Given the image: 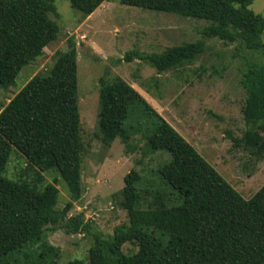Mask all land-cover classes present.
I'll return each instance as SVG.
<instances>
[{
	"label": "trees",
	"instance_id": "obj_1",
	"mask_svg": "<svg viewBox=\"0 0 264 264\" xmlns=\"http://www.w3.org/2000/svg\"><path fill=\"white\" fill-rule=\"evenodd\" d=\"M103 1L69 3L84 19ZM54 2L0 0V86L13 85L21 69L56 40L60 28L50 16H58ZM252 2L121 0L124 5L209 22L201 30V39L159 53L131 49L123 60L144 61L158 74L175 70L203 53L204 39L209 37L259 53L260 61H247L240 78L245 89V129L239 138L229 132L228 136L261 161L264 17L249 8ZM52 61L45 73L32 76L0 110V264H57L59 248L45 239L48 231L57 229L93 237L87 259L75 258L67 264H264V184L244 198L134 87L108 71L98 79L100 140L110 145L118 137L126 142L140 133L150 151H166L170 158L154 172L159 183L149 185L152 189L142 186L138 170L125 174L117 204L126 211L128 221L115 226L111 234L93 230L83 212L70 215L83 193L85 151L74 37L67 38L66 49L57 50ZM136 112L147 119L148 127L141 129V122H133ZM12 149L28 161L17 179L3 174ZM50 169L66 184L69 200L63 206H58V188L43 184L42 171ZM127 244L134 250L125 253Z\"/></svg>",
	"mask_w": 264,
	"mask_h": 264
},
{
	"label": "rangeland",
	"instance_id": "obj_2",
	"mask_svg": "<svg viewBox=\"0 0 264 264\" xmlns=\"http://www.w3.org/2000/svg\"><path fill=\"white\" fill-rule=\"evenodd\" d=\"M54 4L58 16H50L60 28L56 40L35 62L21 69L13 85L0 86V110L32 76L45 73L53 63L52 55L65 50L67 38L74 37L85 151L81 168L83 193L70 215L83 212L93 230L111 234L115 226L128 221L126 211L117 204L125 174L136 169L142 175V186L154 187L159 183L154 172L170 158L166 151H150L140 133L131 135L126 142L118 137L110 145L100 140L98 79L107 71L134 87L244 198L251 197L264 184V159L255 161L228 136L229 132L239 138L245 129V89L240 78L247 61H260L259 53L236 49L237 43L209 37L204 39L205 50L192 63L158 74L150 64L138 59L125 61L123 56L131 49L159 53L166 47L201 39L207 20L124 5L121 0H104L82 19L69 0H55ZM249 8L264 17V0H253ZM261 38L264 42V31ZM133 118V122H141V129L148 127L140 112ZM128 124L129 121L125 126ZM27 163L23 154L12 149L4 176L17 179ZM42 173L43 184L52 183L58 188V206H63L69 200L65 182L55 169ZM45 239L59 248L57 264H67L75 258L86 260L93 244L90 233L67 234L62 229L48 231ZM132 250L128 244L123 246L125 253Z\"/></svg>",
	"mask_w": 264,
	"mask_h": 264
}]
</instances>
